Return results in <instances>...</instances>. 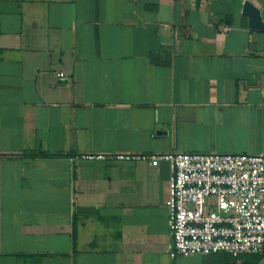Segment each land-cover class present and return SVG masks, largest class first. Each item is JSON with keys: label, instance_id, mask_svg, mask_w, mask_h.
Returning <instances> with one entry per match:
<instances>
[{"label": "crops", "instance_id": "0c3cea01", "mask_svg": "<svg viewBox=\"0 0 264 264\" xmlns=\"http://www.w3.org/2000/svg\"><path fill=\"white\" fill-rule=\"evenodd\" d=\"M245 1L0 0V264H264L171 257L168 163L82 158L264 155Z\"/></svg>", "mask_w": 264, "mask_h": 264}, {"label": "built area", "instance_id": "2783aa9c", "mask_svg": "<svg viewBox=\"0 0 264 264\" xmlns=\"http://www.w3.org/2000/svg\"><path fill=\"white\" fill-rule=\"evenodd\" d=\"M169 165L170 256L226 253L264 257V155L118 153L82 155Z\"/></svg>", "mask_w": 264, "mask_h": 264}, {"label": "water", "instance_id": "95a60500", "mask_svg": "<svg viewBox=\"0 0 264 264\" xmlns=\"http://www.w3.org/2000/svg\"><path fill=\"white\" fill-rule=\"evenodd\" d=\"M242 14L248 18L249 27L263 29L264 23L259 10L248 0L243 3Z\"/></svg>", "mask_w": 264, "mask_h": 264}, {"label": "trees", "instance_id": "16d2710c", "mask_svg": "<svg viewBox=\"0 0 264 264\" xmlns=\"http://www.w3.org/2000/svg\"><path fill=\"white\" fill-rule=\"evenodd\" d=\"M35 154H37L36 151H31V152H29V155L34 156ZM15 256L17 257V260H18L19 262H22V264H27V262H29V258H30L32 255L16 254ZM259 257H260V256H259ZM37 258H41V255H38ZM36 261H37V259H36Z\"/></svg>", "mask_w": 264, "mask_h": 264}]
</instances>
